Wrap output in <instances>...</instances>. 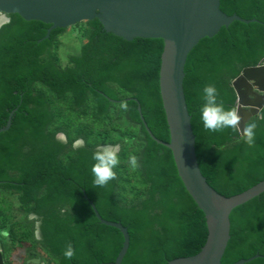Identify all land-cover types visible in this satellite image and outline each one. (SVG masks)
<instances>
[{"label":"trees","instance_id":"1","mask_svg":"<svg viewBox=\"0 0 264 264\" xmlns=\"http://www.w3.org/2000/svg\"><path fill=\"white\" fill-rule=\"evenodd\" d=\"M221 11L257 23H234L201 41L188 58L184 92L202 173L218 194L232 199L264 183V111L250 122L257 127L249 147L241 133L204 130L200 95L213 84L225 108L237 109L234 83L244 71L264 66V0H222ZM9 20L0 30V130L17 113L0 135V189L16 198V208L12 223L0 221L2 245H39L38 233L54 264L115 263L124 237L99 223L85 194L104 221L127 229L130 247L122 264H170L198 255L209 239L206 216L179 178L171 152L151 139L138 111L140 106L155 139L169 144L160 93L163 41L127 42L98 20L76 25L70 34L54 30L46 39L51 26L16 15ZM63 37L80 42L66 65L58 54ZM78 139L84 144L74 148ZM109 145L120 147L116 179L97 187L92 157ZM130 154L139 159L136 169L128 164ZM231 221L223 264L258 255L250 264H264V195L237 209ZM68 244L75 250L71 259L64 256Z\"/></svg>","mask_w":264,"mask_h":264},{"label":"water","instance_id":"2","mask_svg":"<svg viewBox=\"0 0 264 264\" xmlns=\"http://www.w3.org/2000/svg\"><path fill=\"white\" fill-rule=\"evenodd\" d=\"M222 0H0V13L16 15L26 22H39L52 28L46 39L57 29H70L76 25L98 20L104 30L127 42L137 39L161 40L164 52L161 58L160 93L170 142L158 141L149 131L139 106L138 111L151 139L171 152L179 178L187 191L205 214L209 228L207 245L196 256L178 259L170 264H223V259L232 240L233 213L264 195V183L243 195L227 199L218 194L204 177L197 153V137L192 128L184 92L185 70L190 54L205 39L217 36L223 28L234 23L253 25L237 16L228 17L221 11ZM10 21L0 26V30ZM244 71L234 83L238 96L237 111L241 116V130L246 123L260 117L264 111V90L255 89ZM259 102L257 110L251 103ZM11 113L6 128L0 135L9 132L12 126ZM242 135V134H241ZM59 139L66 141L64 136ZM120 151V147H119ZM95 217L102 226L115 229L124 237L123 248L115 263L122 264L130 247V236L121 224L104 221L95 205L84 194ZM0 245V264H5ZM260 255L237 264H250ZM37 264H41V261Z\"/></svg>","mask_w":264,"mask_h":264},{"label":"clouds","instance_id":"3","mask_svg":"<svg viewBox=\"0 0 264 264\" xmlns=\"http://www.w3.org/2000/svg\"><path fill=\"white\" fill-rule=\"evenodd\" d=\"M2 15V13H0ZM203 101L200 109L201 121L205 131L220 133L231 130L235 133H241L244 142L249 146L255 145V129L257 127L254 123H246L243 130H241V116L236 108L226 109L222 100L219 99V92L215 85L207 84L200 95ZM127 107V105H123ZM264 118V117H261ZM63 134H61L62 136ZM84 144L83 140H76L73 144L74 148H80ZM119 145H109L98 148L93 154L95 163L91 167L93 175V183L97 187H106L108 183L116 179V172L114 171L120 164ZM128 164L132 169L139 166V159L136 155L130 154L128 157ZM4 236L8 233L5 231ZM75 255V250L71 244H68L64 251V256L71 259Z\"/></svg>","mask_w":264,"mask_h":264},{"label":"rangeland","instance_id":"4","mask_svg":"<svg viewBox=\"0 0 264 264\" xmlns=\"http://www.w3.org/2000/svg\"><path fill=\"white\" fill-rule=\"evenodd\" d=\"M71 33V29L68 30V34ZM80 49V42L73 38H66L63 37L60 40L58 54L59 57L62 59L63 65H66L68 55L69 54H75ZM254 120V119H253ZM125 129L127 130H133L134 127L130 125H126ZM16 198L12 196H5L4 191L0 189V221L8 220L10 223L14 220V211L16 208L15 205ZM20 208L19 206H17ZM21 209V208H20ZM21 221V217H19L18 222ZM24 227L21 229V232H24ZM7 233H9L7 231ZM3 235V234H2ZM4 236V235H3ZM4 237H8L4 236ZM6 242V241H4ZM0 245L2 246L3 254H6L7 260L9 263H16V264H24V262L28 259L27 251L33 250L36 245L31 244H11L10 242H7L6 245H2L0 242ZM5 246V247H4ZM44 263L45 264H54L55 261L50 256L46 255L44 257Z\"/></svg>","mask_w":264,"mask_h":264},{"label":"flooded vegetation","instance_id":"5","mask_svg":"<svg viewBox=\"0 0 264 264\" xmlns=\"http://www.w3.org/2000/svg\"><path fill=\"white\" fill-rule=\"evenodd\" d=\"M0 19L9 20V16L0 15ZM36 237H37L36 239H37V242L39 245L33 244V245H36V247L33 250L27 251L28 259L24 262V264H37L39 262V260L41 261V264H45L44 263V257L47 255V252L44 249V247L40 244L42 240H41L38 233H37ZM3 256H4L5 264H11L8 262L6 254H4Z\"/></svg>","mask_w":264,"mask_h":264},{"label":"bare ground","instance_id":"6","mask_svg":"<svg viewBox=\"0 0 264 264\" xmlns=\"http://www.w3.org/2000/svg\"><path fill=\"white\" fill-rule=\"evenodd\" d=\"M5 22V20L0 19V26ZM247 78L249 80V82H251L253 85H256V87H254L256 90L261 89L264 90V68L262 69H258L255 71H251L247 73ZM258 103L259 102H252L251 103V108L252 110H257L258 108ZM253 121V120H252Z\"/></svg>","mask_w":264,"mask_h":264},{"label":"crops","instance_id":"7","mask_svg":"<svg viewBox=\"0 0 264 264\" xmlns=\"http://www.w3.org/2000/svg\"><path fill=\"white\" fill-rule=\"evenodd\" d=\"M11 264H16V263H11Z\"/></svg>","mask_w":264,"mask_h":264}]
</instances>
